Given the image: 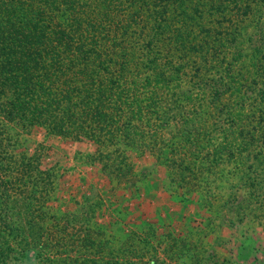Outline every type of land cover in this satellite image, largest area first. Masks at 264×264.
I'll list each match as a JSON object with an SVG mask.
<instances>
[{
    "label": "trees",
    "instance_id": "16d2710c",
    "mask_svg": "<svg viewBox=\"0 0 264 264\" xmlns=\"http://www.w3.org/2000/svg\"><path fill=\"white\" fill-rule=\"evenodd\" d=\"M204 12L211 16L219 14L220 20L228 22L233 30L224 36L221 31H215L213 39H209L211 32L197 24ZM142 14L148 18L140 20ZM250 15L253 16L251 24L258 28V43L256 40L252 46V72L247 77L250 79H244L243 83L251 82L250 86L260 87L254 96L245 92L246 97L234 87L231 68L235 62L231 61L241 58L236 49L223 68L224 78L232 81L225 83L227 89L237 94L235 109L222 105L219 111L206 117L208 107L216 106L221 93H213L215 101L210 105L204 103V98L197 103V94L185 93L178 97L170 89L174 79L158 69L155 56L142 63L145 75L140 72L141 63L112 61L114 57L126 59L129 52L136 49L135 44L151 48L162 34L166 52L176 53L181 61L207 50L218 51L225 61L224 53H230V48L241 41L239 31L241 35L247 27L245 19ZM263 15L264 0H0V264H9L16 250L11 240L22 238L17 233L11 235L4 220L7 205H18V201L10 199L18 195L23 201L28 200L27 208L31 210L36 200L34 194L46 192L48 185L42 178L44 174L37 169L34 156L15 153L6 156L8 143L14 140L5 133L9 125L23 132L38 126L51 137L91 142L97 147L96 161L120 181L130 174L125 150L133 146L134 149L145 147L153 153L159 151L157 159L180 174L194 173L195 159L201 163L210 161L214 167L223 154L233 153L232 147L253 155L255 147L260 146L253 158L264 173ZM146 19L153 23L149 29ZM151 30L155 41L152 43L151 39L142 45L144 35H149ZM183 66L184 63L176 64L171 76L178 75ZM150 71L153 76L149 75ZM165 95L175 98L173 106L165 112L169 118L167 123L178 117L175 123L181 126L176 130L181 135L178 143L165 142L156 149L152 136L149 142L137 129L139 124L141 127L151 124L149 116L163 108L160 104L165 101ZM221 111H227L223 113L225 117L219 119L222 122L214 125V130L208 134L207 121L214 115L219 117ZM215 132L222 141L211 137ZM3 140H8L7 144L3 145ZM138 140L142 141L138 144ZM117 142L123 143L125 149L120 146L119 151L105 150L109 144ZM170 155L177 158L172 160ZM251 168H255L254 163ZM179 186L182 187L180 183ZM256 193L253 198H257ZM24 194H27L25 199ZM37 203L43 206L40 196ZM37 214L43 222L45 214L41 208ZM39 242L42 246L46 244L49 250L58 243L35 240L36 244ZM72 263L91 262L84 258L66 264ZM41 264L55 263L47 259Z\"/></svg>",
    "mask_w": 264,
    "mask_h": 264
},
{
    "label": "rangeland",
    "instance_id": "374dc122",
    "mask_svg": "<svg viewBox=\"0 0 264 264\" xmlns=\"http://www.w3.org/2000/svg\"><path fill=\"white\" fill-rule=\"evenodd\" d=\"M146 17L142 14L140 20ZM146 21V28H151L153 23ZM251 27L254 33L257 32L258 43V28L254 24ZM152 35L151 30L140 43L144 45L151 39L153 43L155 36ZM252 38H248L251 42L245 43L246 48L256 43ZM135 47L126 59L114 57L112 61L141 63L138 66L145 75L142 63L155 56L158 69L174 79L170 89L178 97L185 93L197 94V103L204 98V103L210 105L215 101L213 93H221L216 106L208 107L206 117L219 111L222 105L235 109L237 94L227 89L225 83L231 81L224 78L223 68L227 61L221 59L218 51H201L193 58L181 61L176 53L166 52L163 34L151 48L136 44ZM231 62H235L231 68L234 87H238L245 97V92L254 96L260 86L243 83L244 79H250L247 77L251 76L252 64L249 61ZM178 63H184L182 71L171 76L170 72ZM149 75L153 76V73L150 71ZM174 99L165 95V101L160 104L163 108L149 116L151 124L138 125L137 130L144 133L146 140L150 142L153 138L156 149L165 142L175 144L180 140L181 134L176 130L180 123H175L179 119L175 118V111L173 124L167 123L169 118L165 115ZM226 112H218L219 117L217 114L207 121L210 125L208 134L222 122L219 119L222 120ZM5 133L14 139L13 143H8L6 156L12 153L34 156L38 171L44 174L42 178L48 183L46 192L34 194L36 200L31 210L27 208L29 201H23L18 195L10 199L18 201V205L10 203L5 209L4 220L9 225V233L22 235L21 239H10L16 250L12 252L9 264H41L47 259L55 264H66L84 258L91 262L89 264H219L215 259L217 251L220 257L226 253L230 256L227 263L220 264H241L243 259H247L248 264H264V173L263 167L253 158L260 146L255 147L253 155L232 147L233 153L223 154L214 167L210 161L201 163L195 159L194 173L182 174L174 173L176 170L161 163L156 156L159 151L153 153L145 147L134 149L133 146L125 150L130 174L120 181L96 161L97 147L91 142L51 137L38 126L23 132L21 128L9 125ZM211 137L223 140L216 132ZM15 139L19 142L14 143ZM7 141L3 140V145ZM120 146L125 149L123 143L117 142L109 144L105 150L119 151L122 150ZM251 163L255 168H251ZM254 192L258 193L257 198L252 197ZM39 196L42 207L37 203ZM23 198H27V194ZM40 208L45 214L43 222L36 216ZM39 238L58 243L49 250L46 244L35 243ZM178 251L181 253L177 254Z\"/></svg>",
    "mask_w": 264,
    "mask_h": 264
},
{
    "label": "crops",
    "instance_id": "0c3cea01",
    "mask_svg": "<svg viewBox=\"0 0 264 264\" xmlns=\"http://www.w3.org/2000/svg\"><path fill=\"white\" fill-rule=\"evenodd\" d=\"M220 19H221V17L217 13L214 16H211L207 12H204V13H202L201 17H199L197 24L200 27L208 29L211 32V36L209 37V39L212 40L214 37L215 31H219V32L221 31L222 35L224 36V33L230 32L233 30V27L231 25H229L228 22H226V21L222 22ZM252 22H253V16L252 15H250V17L248 19H245L244 25L247 27L242 30L241 35H240V31H239V38L241 39V41L237 45L230 48V50H231L230 54L233 53L236 49H239L240 54L242 56L239 61H249V63H251L252 47L249 46V48H246L245 43H247V39L249 37H253L252 39H254V40L257 39V32L254 33L253 27H251ZM254 31H255V27H254ZM226 49H228V47ZM230 54H229V52L224 53L225 61H230L232 59L233 55H230ZM202 250L203 249H201V251ZM198 252H200V250H198ZM180 253L181 252L178 251L177 254H180ZM216 253H217V255H216L217 257L215 256L216 257L215 259L219 260L218 261L219 264L222 262L227 263V260L230 258V256H228V253L224 254L223 257L222 256L220 257V255L218 254V251ZM221 255H222V253H221ZM244 263L248 264L247 259L241 260V264H244Z\"/></svg>",
    "mask_w": 264,
    "mask_h": 264
}]
</instances>
